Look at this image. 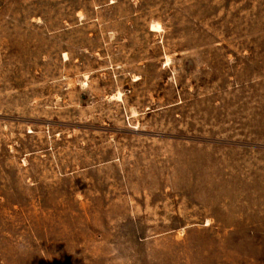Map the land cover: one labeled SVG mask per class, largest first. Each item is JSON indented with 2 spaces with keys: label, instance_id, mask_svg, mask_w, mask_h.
<instances>
[{
  "label": "rangeland",
  "instance_id": "obj_1",
  "mask_svg": "<svg viewBox=\"0 0 264 264\" xmlns=\"http://www.w3.org/2000/svg\"><path fill=\"white\" fill-rule=\"evenodd\" d=\"M0 264H264V0H0Z\"/></svg>",
  "mask_w": 264,
  "mask_h": 264
}]
</instances>
